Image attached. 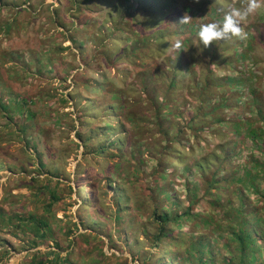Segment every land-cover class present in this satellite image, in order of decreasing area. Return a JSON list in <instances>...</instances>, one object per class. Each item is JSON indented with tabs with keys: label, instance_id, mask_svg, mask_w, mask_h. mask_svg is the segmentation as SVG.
<instances>
[{
	"label": "rangeland",
	"instance_id": "rangeland-1",
	"mask_svg": "<svg viewBox=\"0 0 264 264\" xmlns=\"http://www.w3.org/2000/svg\"><path fill=\"white\" fill-rule=\"evenodd\" d=\"M245 3L155 0L174 6L177 18L166 20L165 10L151 15L148 0H0V100L28 99L37 113L28 119L19 105L0 106V264H34L40 252L38 263L51 251L71 264H147L151 254L168 264L175 247L154 245L155 218L187 210L200 216L184 231L226 264L235 220L223 206L236 212L239 199L225 191L217 206L205 194L218 170V179L245 177L251 162H264V143L244 141L246 123L264 127V7L241 24L243 39L204 47L188 32L179 53L181 37L170 47L165 35L189 30L177 13L200 26ZM239 121L242 135L233 132ZM173 137L183 162L176 149L164 150ZM225 153L229 165L219 168ZM48 184L54 192H45ZM254 184L259 193L242 187L249 212L264 207V172ZM31 215L49 219L59 249L51 239L33 246L24 227ZM80 234L90 237L82 242ZM180 255L189 259L184 249Z\"/></svg>",
	"mask_w": 264,
	"mask_h": 264
},
{
	"label": "trees",
	"instance_id": "trees-1",
	"mask_svg": "<svg viewBox=\"0 0 264 264\" xmlns=\"http://www.w3.org/2000/svg\"><path fill=\"white\" fill-rule=\"evenodd\" d=\"M151 4H147L151 11L152 16H157L158 11L157 10H165L163 18L166 20H174L177 18V16L172 13L174 6L172 4L166 5L163 8L159 6H155L153 2L155 0H148ZM146 11V8L143 7ZM186 10V9H185ZM187 11V10H186ZM157 12V13H156ZM170 13V14H169ZM217 13V20L221 21L219 19V16H221V13H218L217 11L214 12ZM159 14V13H158ZM150 15V14H149ZM160 15V14H159ZM180 17H184V15L178 14ZM161 16V17H162ZM157 18H160L158 16ZM188 18V22L185 23L186 25H189V30L183 32L179 31V29H175L174 33L170 34L167 33L165 36H168L167 38L170 40L169 46L171 47L176 37H181V45L182 48L179 50L183 52V49L185 48L184 44L187 45L189 42L188 32H191L192 34L196 33V36H199L200 26L194 21ZM12 25L10 23H7L3 26L4 32L10 33L11 32ZM180 30H184V27H181ZM165 37H162L163 40ZM178 52V51H177ZM216 56V54H214ZM186 63L188 66L190 65L189 59L185 58ZM244 84V83H243ZM29 100L28 99H17V101H10L8 103L3 102L0 100V106L4 111H8L10 108H15L16 105H19L20 108L18 109L19 112H26L28 114V119H33L36 116V112L33 111L31 108H29ZM226 106V105H224ZM163 107V106H162ZM222 123L223 121L220 120ZM248 127L247 134L245 135L244 141L249 140V143L257 144L258 147H261L260 145L262 142L264 143V127H254L252 124L246 123ZM242 123L234 122L233 123V132L239 133L242 135V131H244V126ZM161 127V125H160ZM25 130V129H23ZM163 131V129H162ZM166 135V134H165ZM244 138V137H243ZM168 145L164 147L165 151L169 150H175V143L181 142L179 139L172 138V139H166L165 140ZM180 144V143H179ZM99 155L104 154V149L99 148L98 151H96ZM176 153V160L183 162L184 159V153L183 151H179L178 149L175 150ZM229 153H225V157L221 161H219V168H225L229 165L230 156ZM40 169H43L46 167V165L43 163L42 158L40 159ZM251 167L247 169L246 176L245 177H237L234 175V173H231L229 177L223 179L219 178L218 176H221V171L218 170L215 175H213L211 182L209 183V187L206 190L205 196L213 197L215 200L213 201V204H216L217 206H221V202L223 200V194L225 191H229L231 194L235 195L236 198L239 199L240 206L236 209V212L230 208L228 210L226 207V204H224V208L226 211V215L228 216V221L234 223H228V234L230 235L231 242L234 243V250L232 251L231 257H228L225 259L226 264H264V259H260L258 257V254L260 251H262L263 247L260 243L264 242V207L257 206L254 208V210H246V201L245 197L242 192L243 186L251 185L252 188L255 190V192H258V186L254 184V180L256 177H259V174L264 172V162H260L259 160L251 162ZM256 170V173H254ZM164 176V175H163ZM240 184L237 186V184ZM225 186L227 187L225 189ZM97 186H93L94 190ZM46 189L50 190V192H47ZM45 192L52 193L54 192L53 189H51V186L48 184L44 188ZM262 197L261 199L264 200V191L261 193ZM55 194H53L52 198H55ZM231 202L230 199H227V203ZM96 205V203H94ZM94 205V206H95ZM231 207V205L229 204ZM3 213H0L2 215ZM158 215L155 218L156 223L158 224V231L154 236V245L155 246H161V243L166 242L168 246H174L175 250L173 252H170V258L171 261L168 262V264H183L184 262L187 264L192 261L193 259L196 260L197 264H217L215 257L209 253L210 255L207 256L208 251H205V246L201 240L204 241V238L200 237L199 235H195V237H190L187 233V230L184 231L183 228L186 226H191L190 224L186 223L188 220H192L193 216L198 217L199 214H191L189 210H187L184 213L179 214L177 211H169V212H160L157 213ZM254 214V221L251 222L250 217ZM155 215V214H154ZM199 220V219H197ZM203 223H209L210 220L206 218L205 220L201 218ZM25 225L26 231H32L34 233L35 238L32 239L33 246L37 247L39 246V243L48 241V240H55V237L51 233L52 231V225L50 224L49 219L47 218H38L35 217V215H31L28 219H25ZM4 222V220L2 221ZM8 222V221H7ZM11 222V221H10ZM32 222L34 223L32 225ZM236 222V223H235ZM5 223V222H4ZM173 228H177L178 236H174V230ZM195 232V230H194ZM50 234V236H49ZM90 237L89 234H80L78 236V239H82V242H85ZM194 239H199V241H194ZM57 241V240H55ZM81 245L78 246V248ZM56 248H60V243L58 241L56 242ZM184 249L186 253H189V259L186 257L185 259L182 258L180 255V251ZM191 250L194 251L193 254H191ZM167 256L168 253H165ZM191 254V255H190ZM41 253L37 252L33 254V262L34 264H46V262H49L50 264H66L71 262L64 261L62 257H60V253H57L55 251H51L47 253L46 255H42L40 261L37 263V259H39ZM53 255L54 258L50 261H47V256ZM172 256V257H171ZM157 257V254H151L150 258L145 261V263H151L156 264L155 259ZM183 259V262L180 263V261ZM36 261V262H35Z\"/></svg>",
	"mask_w": 264,
	"mask_h": 264
},
{
	"label": "clouds",
	"instance_id": "clouds-1",
	"mask_svg": "<svg viewBox=\"0 0 264 264\" xmlns=\"http://www.w3.org/2000/svg\"><path fill=\"white\" fill-rule=\"evenodd\" d=\"M191 2L200 4L201 0H191ZM262 7H264V0H246V3L239 8L218 9V13H222V21H213L200 26L199 38L202 44L208 47L215 41H228L231 38L243 39L245 34L241 24ZM187 22L188 18L184 16L180 24ZM175 47L180 52L182 45L177 42Z\"/></svg>",
	"mask_w": 264,
	"mask_h": 264
}]
</instances>
